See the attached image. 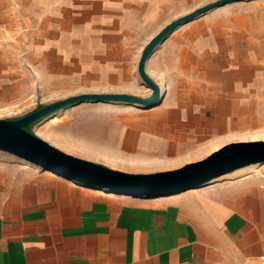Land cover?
Returning <instances> with one entry per match:
<instances>
[{
  "label": "crops",
  "instance_id": "0c3cea01",
  "mask_svg": "<svg viewBox=\"0 0 264 264\" xmlns=\"http://www.w3.org/2000/svg\"><path fill=\"white\" fill-rule=\"evenodd\" d=\"M185 1L0 0V106L91 93L146 99L139 57L169 23L166 13ZM245 2L235 15L197 19L154 49L144 65L160 89L152 107L61 109L45 122L61 147L47 143L147 175L229 144L264 142V0ZM150 26L162 28L141 46ZM222 177L169 197L131 198L0 155V264H260L264 179L216 182Z\"/></svg>",
  "mask_w": 264,
  "mask_h": 264
},
{
  "label": "water",
  "instance_id": "95a60500",
  "mask_svg": "<svg viewBox=\"0 0 264 264\" xmlns=\"http://www.w3.org/2000/svg\"><path fill=\"white\" fill-rule=\"evenodd\" d=\"M244 1L250 0L213 1L168 23L151 37L137 64L138 77L151 91L150 98L126 94H80L45 105L14 120L0 119V152L84 187L145 199L173 196L201 187L234 171L264 165V142L233 143L201 162L175 171L147 175L126 174L67 155L25 130L61 109L80 103H124L142 108L152 107L160 98V89L146 76L144 65L154 49L176 28L194 18L227 4Z\"/></svg>",
  "mask_w": 264,
  "mask_h": 264
},
{
  "label": "rangeland",
  "instance_id": "374dc122",
  "mask_svg": "<svg viewBox=\"0 0 264 264\" xmlns=\"http://www.w3.org/2000/svg\"><path fill=\"white\" fill-rule=\"evenodd\" d=\"M213 1H216V0H187L182 3L181 8L178 11H175V12L170 11L166 13L165 21L170 23L174 21L175 19L193 11L194 9L204 6L206 4H209ZM243 3H246V2L244 1V2H238V3H231L223 7L213 9L203 15H200L194 18L188 23L176 28L171 34L177 33V32L182 31L183 29H186L189 25L197 21V19H216V18H221V17H231L237 13V9L239 7H242L244 5ZM160 28H162V26H150L148 28L150 32L147 35H144L141 41V46H143L146 43L147 39L150 36H152L156 31H158ZM141 87H143V89H145L147 93L145 98L146 99H148L147 97L150 98L151 91L147 89L142 83H141ZM54 99L56 98H53L51 100H54ZM38 106H41V105H36V104L34 105V104L26 103L23 106L22 105L21 106L20 105L19 106H13V105L0 106V119L14 120V119L20 118L36 110ZM48 117L41 120L38 124L34 125L31 128V133H33L40 139L50 144L61 147L60 144L56 143L57 140L60 138L59 133H57V130H54V129L46 130L45 122ZM0 155L6 156L7 154L0 152ZM254 175L261 176L262 179H264V165H254V166H249V167L237 170L233 173L228 174L227 176H224L218 179L216 182H222L224 180L238 179V178L254 176Z\"/></svg>",
  "mask_w": 264,
  "mask_h": 264
},
{
  "label": "trees",
  "instance_id": "16d2710c",
  "mask_svg": "<svg viewBox=\"0 0 264 264\" xmlns=\"http://www.w3.org/2000/svg\"><path fill=\"white\" fill-rule=\"evenodd\" d=\"M41 107H43V106H38L37 109H39V108H41ZM40 121H41V120H40ZM40 121H37V122L33 123L32 125L26 127L25 130H26L27 132L31 133V128H32L34 125H36L37 123H39Z\"/></svg>",
  "mask_w": 264,
  "mask_h": 264
},
{
  "label": "built area",
  "instance_id": "2783aa9c",
  "mask_svg": "<svg viewBox=\"0 0 264 264\" xmlns=\"http://www.w3.org/2000/svg\"><path fill=\"white\" fill-rule=\"evenodd\" d=\"M21 163H23L22 161H20ZM24 165H28L31 166L29 164L23 163ZM259 262L260 264H264V252L259 256Z\"/></svg>",
  "mask_w": 264,
  "mask_h": 264
}]
</instances>
